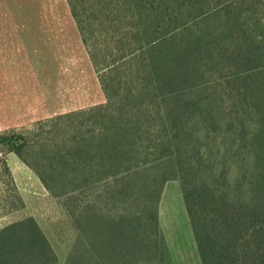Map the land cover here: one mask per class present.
I'll return each mask as SVG.
<instances>
[{"label":"trees","instance_id":"1","mask_svg":"<svg viewBox=\"0 0 264 264\" xmlns=\"http://www.w3.org/2000/svg\"><path fill=\"white\" fill-rule=\"evenodd\" d=\"M67 4L103 101L0 130V217L24 207L13 153L71 222L62 264H141L174 180L201 264H264V0ZM0 264L58 260L27 216Z\"/></svg>","mask_w":264,"mask_h":264},{"label":"crops","instance_id":"2","mask_svg":"<svg viewBox=\"0 0 264 264\" xmlns=\"http://www.w3.org/2000/svg\"><path fill=\"white\" fill-rule=\"evenodd\" d=\"M72 72L92 74L94 90ZM102 101L67 0H0V130ZM191 248L196 258L193 235Z\"/></svg>","mask_w":264,"mask_h":264},{"label":"rangeland","instance_id":"3","mask_svg":"<svg viewBox=\"0 0 264 264\" xmlns=\"http://www.w3.org/2000/svg\"><path fill=\"white\" fill-rule=\"evenodd\" d=\"M72 74L76 82L78 80L84 85L88 83V86L92 82L90 91L94 90L95 81L94 77H91L92 74L90 75L88 72H72ZM79 76L83 77V82L79 81ZM33 100L41 102L40 94L33 96ZM34 122H26L18 126L16 130L23 129L27 136L31 137L34 131L32 133L27 132L33 128ZM2 156L11 170L24 207L21 210H14L1 216L0 227L27 216L34 218L49 240L57 256L58 264H62L74 237L71 222L67 219L58 202L48 195L39 180L22 165L13 153ZM158 217L164 239V251L157 258L141 264H201L198 255L196 258L193 255L192 234L177 181H168L164 186L158 205Z\"/></svg>","mask_w":264,"mask_h":264}]
</instances>
